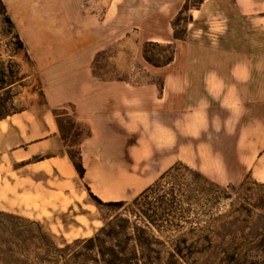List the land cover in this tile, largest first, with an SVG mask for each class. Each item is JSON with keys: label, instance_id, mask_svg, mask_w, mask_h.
I'll use <instances>...</instances> for the list:
<instances>
[{"label": "crops", "instance_id": "obj_1", "mask_svg": "<svg viewBox=\"0 0 264 264\" xmlns=\"http://www.w3.org/2000/svg\"><path fill=\"white\" fill-rule=\"evenodd\" d=\"M2 1L10 17L17 0ZM39 1L63 20L52 33L66 38L51 48L44 110L0 120L3 183L12 177L56 204L89 192L131 201L176 163L220 186L264 182V0H203L183 39L171 23L189 0ZM137 41L174 46L168 65L144 60L150 73L163 72L159 84L154 74L141 85L132 72L122 77ZM110 46L114 76L106 78L94 65ZM55 109L86 128L83 178L63 152Z\"/></svg>", "mask_w": 264, "mask_h": 264}, {"label": "rangeland", "instance_id": "obj_2", "mask_svg": "<svg viewBox=\"0 0 264 264\" xmlns=\"http://www.w3.org/2000/svg\"><path fill=\"white\" fill-rule=\"evenodd\" d=\"M189 1L191 7L196 0ZM49 6L48 2L39 0H17L8 5V13L14 25L11 32L0 16V69L6 75L11 72L16 79L21 80L12 87L11 95L0 99L2 114L44 110L50 86L48 70L56 57V51L51 48L59 39L66 38L64 34L52 33L57 26L62 28L64 23L63 20L48 17L51 12ZM188 14L189 11L182 6L173 19L171 24L175 37L184 38ZM14 33L23 42L27 55L17 48V43L13 40ZM108 48L110 50L97 54L94 72L111 78L114 72L109 57L113 55V46ZM143 54L163 60L168 56V51L137 41L133 51H128L124 56L127 70L122 77H127L132 72L141 85L147 82V76L154 74L159 84L163 72L150 73L145 69ZM65 114L64 110L55 109L66 139L63 152L76 158L78 145L87 132L84 126L76 124L70 115ZM10 179L3 183L0 177V264H102L99 258L95 261V252L86 251L87 245H83V242L95 236L109 220L122 214L123 210L101 205L88 193L79 202L67 200L63 203H49L33 195L32 189L25 192L23 183L19 184L12 177ZM243 182L245 183L242 185ZM243 182L229 185V199L218 207L217 214L225 216L211 224L210 249L188 257L184 251L185 256L176 257L175 261L169 258L167 252H163L161 261H156L155 264H235L231 259L234 254L236 258L263 263L264 253L261 248H264V186L261 184L264 182L257 183L250 178ZM5 214L18 216L22 222H35L40 226L29 227L25 235L26 241L19 243L21 248H15L14 256L19 260L17 262L8 261L10 234L4 228L9 225ZM40 232L47 237L45 241H41Z\"/></svg>", "mask_w": 264, "mask_h": 264}, {"label": "trees", "instance_id": "obj_3", "mask_svg": "<svg viewBox=\"0 0 264 264\" xmlns=\"http://www.w3.org/2000/svg\"><path fill=\"white\" fill-rule=\"evenodd\" d=\"M202 2L203 0H196L194 5L189 7L190 1H187L183 8L187 11L197 9ZM0 16L3 17L9 31H13V22L2 0H0ZM13 40L16 41L17 48L24 51L23 42L18 34L14 33ZM147 45L168 51V56L163 60L143 54V59L149 65L162 67L172 62L175 52L172 44L163 46L147 43ZM20 81L11 72L6 75L4 70L0 69V99L2 96L11 95L12 87ZM9 115V112L0 113V120ZM58 125L65 139L59 121ZM67 156L78 175L83 178L85 170L81 164L79 150L76 158L70 154ZM228 191L229 185L220 186L198 170L183 163H176L130 202L104 203L89 192L90 197L99 204L121 209L123 213L114 216L95 236L83 242V245H87L86 251L95 252V261L99 258L102 264H155L156 261H161L163 252H167L169 258L174 261L176 257L182 258L185 254L188 257L203 253L211 248L209 235L211 224L225 216L218 215L217 210L223 201L229 199ZM5 216L9 219V225L4 226L10 234L8 261L17 262L19 260L14 256L15 248H21L19 243L26 241L25 235L29 227L36 225L40 228V226L35 222H22L18 216L10 214ZM262 218L264 219V216ZM39 237L41 241L47 239L41 232ZM261 249L264 253V248ZM231 259L235 264H264L259 261H248L247 258H236V254L232 255Z\"/></svg>", "mask_w": 264, "mask_h": 264}]
</instances>
